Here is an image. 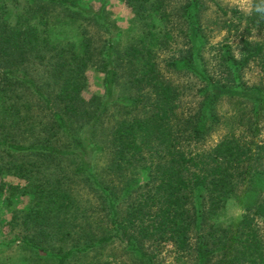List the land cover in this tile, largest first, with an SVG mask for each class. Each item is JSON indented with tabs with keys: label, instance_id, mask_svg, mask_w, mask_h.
I'll list each match as a JSON object with an SVG mask.
<instances>
[{
	"label": "trees",
	"instance_id": "trees-1",
	"mask_svg": "<svg viewBox=\"0 0 264 264\" xmlns=\"http://www.w3.org/2000/svg\"><path fill=\"white\" fill-rule=\"evenodd\" d=\"M82 1L0 0V190L17 189L4 180L11 174L35 199L15 237L53 264L113 240L137 264H161L156 246L166 243L177 264H264V141L254 138L264 114V0L246 13L218 0H124L136 32L122 43L106 0ZM75 18L93 21L103 36L65 35ZM212 27L235 44L211 41ZM251 63L260 78L248 82ZM87 64L102 74L103 99L80 96ZM120 79L128 92L115 95ZM192 88L201 98L183 110ZM222 100L231 111L220 109ZM110 106L102 147L91 135ZM219 126L218 140L204 146ZM102 148L119 181L116 190L94 182L106 196L97 221L59 178L46 177L40 159L75 160L72 173L95 180L92 160ZM229 204L235 215H225Z\"/></svg>",
	"mask_w": 264,
	"mask_h": 264
},
{
	"label": "rangeland",
	"instance_id": "rangeland-1",
	"mask_svg": "<svg viewBox=\"0 0 264 264\" xmlns=\"http://www.w3.org/2000/svg\"><path fill=\"white\" fill-rule=\"evenodd\" d=\"M220 4L225 7H237L240 11L246 13L251 9L252 0H218ZM83 3H89L93 6L98 5L100 0H83ZM106 19L108 20L109 28L112 31H118L120 42H124L131 37V33L136 32L134 15L129 5H126L124 0H106L104 3ZM207 15L215 16L213 5H210L206 10ZM66 20V18L64 19ZM65 22H68L65 21ZM71 23V24H69ZM91 20H83L81 18H75L74 23L68 22L64 24L65 35H74L81 30H84L86 34L96 38H101V30L98 31ZM132 30L129 31L128 29ZM210 40L213 42H221L226 40L232 45L235 44L237 38L230 33H226L223 29H217L212 27L209 31ZM85 79L80 89V96L84 100L89 101L90 98L103 99V89L101 83H99V77L102 76L101 72L95 70L91 64H87L84 68ZM248 82L257 81L260 78V72L258 66L251 63L248 68L245 69L243 74ZM125 82L120 79L115 86V95L125 94L128 92ZM200 95L197 93L196 88H192L183 97L181 101L182 109L192 110L195 104L200 99ZM93 102V101H92ZM220 109L231 111L233 104L228 101H221ZM110 112L114 109L112 106L108 107L105 115L102 117V121L95 125L92 132L91 139L93 143H96L102 147L108 145L107 131L110 127L114 117H111ZM224 127L219 126L215 130L211 131L203 140L204 146H210L218 140ZM246 132V130H245ZM255 139L264 141V114H259L257 122V133L254 135ZM97 150L93 156V171H95V180L90 179L82 174H73L72 168L76 165L75 160L65 158H43L40 159V166L46 177L50 180L59 178L62 183L70 191L78 206L84 212H88L91 215L90 219L94 218L97 221L102 219L100 209L105 206L106 209V196L98 193L97 187L94 182L102 185L112 186L113 190H116L115 184L119 181L117 176L111 174L107 165L109 160L105 157L106 152ZM5 172L1 173L4 175ZM5 182L17 183V189L11 191L7 185L0 190V264H53V259L46 256L40 250L36 249L28 243L23 242L18 236L15 237L17 228L19 227V221L21 214L28 211L35 203L34 197L29 196L25 192H20L25 185V179H19L11 174L3 176ZM45 177V178H46ZM37 181V180H36ZM45 181V180H44ZM118 192V191H117ZM238 212L237 207L234 204H229L225 211V215H235ZM105 219V218H104ZM258 229L261 236V240L264 244V222H258ZM45 243V242H43ZM42 242L39 244H43ZM157 259L161 264H177L176 255L172 249L170 243L159 244L156 246ZM137 264V260L128 252L119 240H113L100 247H94L85 252H76L67 264ZM190 264V261L187 262ZM205 264H214L213 261H208Z\"/></svg>",
	"mask_w": 264,
	"mask_h": 264
}]
</instances>
